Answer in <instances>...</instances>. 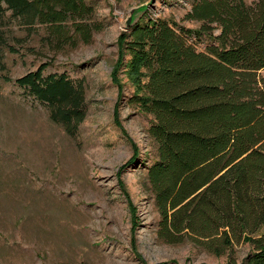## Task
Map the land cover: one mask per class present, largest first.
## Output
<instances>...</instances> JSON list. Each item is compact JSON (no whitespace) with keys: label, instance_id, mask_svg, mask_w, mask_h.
<instances>
[{"label":"rangeland","instance_id":"obj_1","mask_svg":"<svg viewBox=\"0 0 264 264\" xmlns=\"http://www.w3.org/2000/svg\"><path fill=\"white\" fill-rule=\"evenodd\" d=\"M85 1L100 26L89 42L0 16V264H223L227 255L158 235L146 177L152 116L130 103L138 69L119 53L129 16L198 26L184 19L192 0ZM40 65L43 76L64 74L82 89L83 119L71 131L14 81ZM233 250L240 261L250 246Z\"/></svg>","mask_w":264,"mask_h":264},{"label":"trees","instance_id":"obj_2","mask_svg":"<svg viewBox=\"0 0 264 264\" xmlns=\"http://www.w3.org/2000/svg\"><path fill=\"white\" fill-rule=\"evenodd\" d=\"M7 10L64 42L100 29L85 0H0V16ZM184 19L198 26L144 13L118 36L120 61L138 69L130 103L152 116L146 177L158 235L227 255L223 264H264V0H192ZM44 68L14 81L71 131L83 119L82 89ZM240 243L250 250L236 261Z\"/></svg>","mask_w":264,"mask_h":264},{"label":"water","instance_id":"obj_3","mask_svg":"<svg viewBox=\"0 0 264 264\" xmlns=\"http://www.w3.org/2000/svg\"><path fill=\"white\" fill-rule=\"evenodd\" d=\"M141 15H142V14H141ZM141 15H140V16H141ZM140 16H139V17H140ZM139 17H138V18H139ZM138 18L133 19L132 16H129V17L127 18V20H126V23H125V24H126V25H125V29H124L123 31H125L130 25H132V24H133ZM123 31H122V32H123Z\"/></svg>","mask_w":264,"mask_h":264}]
</instances>
